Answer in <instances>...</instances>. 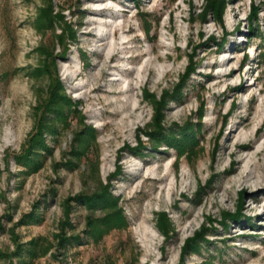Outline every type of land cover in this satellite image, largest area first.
I'll list each match as a JSON object with an SVG mask.
<instances>
[{
  "label": "rangeland",
  "instance_id": "374dc122",
  "mask_svg": "<svg viewBox=\"0 0 264 264\" xmlns=\"http://www.w3.org/2000/svg\"><path fill=\"white\" fill-rule=\"evenodd\" d=\"M213 1L0 0V264H264V0Z\"/></svg>",
  "mask_w": 264,
  "mask_h": 264
},
{
  "label": "trees",
  "instance_id": "16d2710c",
  "mask_svg": "<svg viewBox=\"0 0 264 264\" xmlns=\"http://www.w3.org/2000/svg\"><path fill=\"white\" fill-rule=\"evenodd\" d=\"M213 2H215V0L213 1ZM212 3V2H211ZM216 4V3H215ZM43 18H46V19H44V20H46V22H47V24H49L50 22H52V18H51V16H48V18H47V15L46 14H44L43 15ZM57 95H60V93L58 94V93H56ZM57 95H55V97L57 96ZM61 97H63L62 95H60ZM69 104H71V103H69ZM162 104L163 103H160V105H159V107L158 106H156V115H157V117H158V120L160 119V116H161V107H162ZM72 105V104H71ZM71 105H68V104H66V105H64L61 109H58L57 107H54V106H58L57 104L56 105H54L53 104V109H51L53 112H57V113H59V115L57 116V118L59 119V118H66V111H65V109L64 108H66V107H71ZM61 106V105H60ZM69 107V108H70ZM64 109V110H63ZM68 112H80V111H78L77 109H76V107L73 105V107H71V109L70 110H68ZM81 118H82V116H81ZM82 120V119H81ZM160 121V120H159ZM82 122V121H81ZM162 131H163V128L159 125V128L157 129V131H154V133H152V136H154L155 138H154V140L156 139V138H158L159 139V136L160 137H162V138H164L165 137V135H164V133H162ZM93 135V131H92V129H90L89 127H83V136H81V137H84V136H92ZM176 135H172V139H175L176 140V137H175ZM80 136H79V139L81 138ZM174 140V141H175ZM157 141H159V140H157ZM175 143V142H174ZM110 200V199H109ZM108 202V201H107ZM109 204H111L112 203V201L111 202H108ZM107 204V203H106ZM113 204V203H112ZM108 205V204H107Z\"/></svg>",
  "mask_w": 264,
  "mask_h": 264
}]
</instances>
